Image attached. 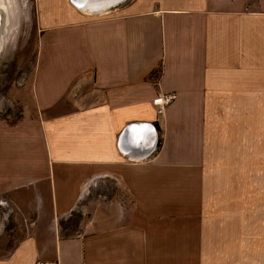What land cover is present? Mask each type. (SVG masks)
Returning <instances> with one entry per match:
<instances>
[{
    "label": "crops",
    "instance_id": "crops-1",
    "mask_svg": "<svg viewBox=\"0 0 264 264\" xmlns=\"http://www.w3.org/2000/svg\"><path fill=\"white\" fill-rule=\"evenodd\" d=\"M96 12L48 13L41 146L22 153L35 216L0 264H264V0Z\"/></svg>",
    "mask_w": 264,
    "mask_h": 264
},
{
    "label": "rangeland",
    "instance_id": "rangeland-1",
    "mask_svg": "<svg viewBox=\"0 0 264 264\" xmlns=\"http://www.w3.org/2000/svg\"><path fill=\"white\" fill-rule=\"evenodd\" d=\"M58 7L83 13L72 0H0L3 17L0 37V258L7 257L25 236L27 226L35 216L33 193L27 190L29 160L22 155L26 152V144L31 153L37 152L41 142L34 133L35 121L40 114L33 99V84L42 55V40L51 27H45V22L50 18L51 9ZM105 15L106 12L99 17ZM27 134L31 136L27 137ZM15 156L16 160L13 159ZM35 162L37 165L38 161ZM226 184V202L232 212L233 191L230 189L233 186L231 180ZM101 185L98 190H93L91 197L114 193L111 181ZM257 185L259 196L263 197V170H259ZM262 210L259 216L264 215ZM71 221L76 223L77 217Z\"/></svg>",
    "mask_w": 264,
    "mask_h": 264
},
{
    "label": "bare ground",
    "instance_id": "bare-ground-1",
    "mask_svg": "<svg viewBox=\"0 0 264 264\" xmlns=\"http://www.w3.org/2000/svg\"><path fill=\"white\" fill-rule=\"evenodd\" d=\"M78 8L86 13H95V8L101 10V12H106L107 9H104L112 4H117L123 0H72ZM97 13V12H96ZM3 23L2 13L0 12V37H1V26Z\"/></svg>",
    "mask_w": 264,
    "mask_h": 264
},
{
    "label": "built area",
    "instance_id": "built-area-1",
    "mask_svg": "<svg viewBox=\"0 0 264 264\" xmlns=\"http://www.w3.org/2000/svg\"><path fill=\"white\" fill-rule=\"evenodd\" d=\"M176 100L175 93H164L159 94L157 97L153 99V105L156 109V112L159 116H163L166 109ZM37 264H45L43 262H39Z\"/></svg>",
    "mask_w": 264,
    "mask_h": 264
},
{
    "label": "water",
    "instance_id": "water-1",
    "mask_svg": "<svg viewBox=\"0 0 264 264\" xmlns=\"http://www.w3.org/2000/svg\"><path fill=\"white\" fill-rule=\"evenodd\" d=\"M113 5H115V4H112V5H110V6H108V7H106V8H104V9H108L109 7H111V6H113ZM102 10V9H101ZM101 10H97L96 8H95V10L94 11H101Z\"/></svg>",
    "mask_w": 264,
    "mask_h": 264
}]
</instances>
